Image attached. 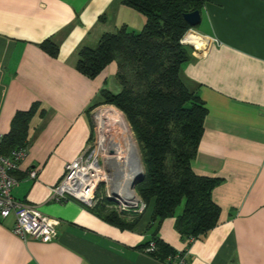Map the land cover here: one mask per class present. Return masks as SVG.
Listing matches in <instances>:
<instances>
[{
  "label": "crops",
  "instance_id": "obj_1",
  "mask_svg": "<svg viewBox=\"0 0 264 264\" xmlns=\"http://www.w3.org/2000/svg\"><path fill=\"white\" fill-rule=\"evenodd\" d=\"M199 16L188 31L202 43L186 45L180 77L206 110L190 169L219 179L210 193L219 214L191 242L173 218L160 223L157 237L185 264H264V0H205ZM143 23L120 0H0V135L36 104L11 196L58 221L56 237L41 243L14 236L12 215L0 220V264H169L138 247L150 237L146 211L133 213L141 218L131 230H119L73 199L50 198L64 165L92 141L99 91L119 89L114 63L94 79L78 74L77 50L120 27L136 33ZM47 38L57 44L55 58L38 47Z\"/></svg>",
  "mask_w": 264,
  "mask_h": 264
},
{
  "label": "trees",
  "instance_id": "obj_2",
  "mask_svg": "<svg viewBox=\"0 0 264 264\" xmlns=\"http://www.w3.org/2000/svg\"><path fill=\"white\" fill-rule=\"evenodd\" d=\"M204 2L120 0L143 17L140 31L120 27L114 33L101 34L94 47H81L76 53L74 69L86 79H94L109 64H115L119 89L116 93L101 89L99 105L112 106L123 115L138 146L143 178L134 191L145 206V229L150 231L149 240L138 247L144 249L152 243L154 249L148 256L159 262H167L166 258L176 253L182 255L158 239L163 220L173 218L174 230L191 242L212 229L219 214L210 197L219 179L195 175L190 169L206 110L180 77L181 66L190 58L189 48L180 43L190 29L183 14L199 12ZM38 47L55 58L57 44L51 38ZM35 108L32 104L13 116L2 137V156L24 149L27 124ZM101 200L87 209L119 230H131L141 218L131 211L130 218L124 212H106L103 203L109 201ZM178 207L181 210L176 213Z\"/></svg>",
  "mask_w": 264,
  "mask_h": 264
},
{
  "label": "built area",
  "instance_id": "obj_3",
  "mask_svg": "<svg viewBox=\"0 0 264 264\" xmlns=\"http://www.w3.org/2000/svg\"><path fill=\"white\" fill-rule=\"evenodd\" d=\"M183 37L180 43L189 45L183 42ZM1 142L2 136L0 135V145ZM24 155V149L11 151L7 156L0 154V220L12 215L13 223L10 232L22 242L35 240L41 243H48L56 237L58 221L41 214L32 205L14 200L11 196V190L17 184V180L12 173L18 169V165ZM63 170L61 181L50 189L51 200L62 203L67 199H73L87 208L95 206L99 199L98 189L102 185L108 186L109 181V170L105 166L103 156L96 152L95 127L90 145L82 154L65 164ZM36 173L37 171L32 169L26 175L33 180L36 177ZM131 192L134 195V191ZM109 193L111 192L107 191L106 196L101 197V199L108 197ZM134 197L135 200L129 203L130 206H123L125 208H120L121 211L119 210L118 213L127 212L125 214H128V211H131L132 213L140 214L145 206L135 195ZM153 249V244L149 243L143 249V252L149 255ZM166 261L170 262V264H185L184 256L179 253L167 257Z\"/></svg>",
  "mask_w": 264,
  "mask_h": 264
},
{
  "label": "bare ground",
  "instance_id": "obj_4",
  "mask_svg": "<svg viewBox=\"0 0 264 264\" xmlns=\"http://www.w3.org/2000/svg\"><path fill=\"white\" fill-rule=\"evenodd\" d=\"M183 42L198 49L202 43L201 39L189 31L184 35ZM94 120L96 152L103 156L105 166L110 171L108 173L109 191H112L121 201L128 199L129 203L133 202L135 197L128 189V185L141 173L142 168L128 125L123 116L115 111L95 113ZM115 170L121 171L118 182ZM122 194L124 195L121 196Z\"/></svg>",
  "mask_w": 264,
  "mask_h": 264
},
{
  "label": "rangeland",
  "instance_id": "obj_5",
  "mask_svg": "<svg viewBox=\"0 0 264 264\" xmlns=\"http://www.w3.org/2000/svg\"><path fill=\"white\" fill-rule=\"evenodd\" d=\"M116 81V80H115ZM117 84V83H116ZM118 86V85H117ZM109 109V110H108ZM105 111H115V112H117V113H120L119 111H117L115 108H113L112 106H107V105H101V106H99V107H97L96 109H94V111L92 112V117H91V119H92V122H93V128L95 127V120H94V115H95V113L96 114H98V113H102V112H105ZM121 114V113H120ZM122 115V114H121ZM123 116V115H122ZM123 119H124V121L126 122V120H125V118L123 117ZM127 123V122H126ZM128 125V124H127ZM128 129H129V131H130V133H131V136H132V138H133V135H132V132H131V130H130V128H129V126H128ZM133 141H134V143H135V146H136V152H137V155H138V158H139V160H140V153H139V150H138V146H137V144H136V142H135V140H134V138H133ZM90 145V144H89ZM140 165H141V161H140ZM141 168H142V165H141ZM118 169V168H117ZM118 170H120V169H118ZM116 171V181L118 182V181H120L119 180V178H118V176H119V174H120V172L119 171H117V170H115ZM142 172H143V169H142ZM116 187H118V186H116ZM118 189V188H117ZM109 192V188H108V186L106 185V187H105V185H102L99 189H98V196H99V199L97 200V202L98 201H100L101 200V197H104V196H106V192ZM111 193H113L112 191H110ZM111 193H109V197H111L112 198V200H111V202H107V203H103V207H105V211L106 212H109V211H113V212H115V213H117V214H119L118 213V211L120 210V208H125L126 206L125 205H122L121 204V200L115 195V196H112V195H110ZM114 194V193H113ZM124 194H122L121 196H123ZM134 195L136 196V198L138 199V200H140L139 199V197L136 195V193H135V191H134ZM120 196V195H119ZM102 201V200H101ZM123 201H127V200H123ZM129 204V203H128ZM123 206H125V207H123ZM128 206V205H127ZM131 209V208H130ZM181 210V207H178L177 209H176V213H178L179 211ZM121 211V210H120ZM129 212V211H128ZM125 213H127V212H125ZM121 214V213H120ZM126 214H124V216H125Z\"/></svg>",
  "mask_w": 264,
  "mask_h": 264
},
{
  "label": "water",
  "instance_id": "obj_6",
  "mask_svg": "<svg viewBox=\"0 0 264 264\" xmlns=\"http://www.w3.org/2000/svg\"><path fill=\"white\" fill-rule=\"evenodd\" d=\"M183 20L190 27V29L194 28V27H196L199 24V21H200L199 12L198 11H192V12H189V13H185V14H183ZM109 152L111 153V151H109ZM139 163H140V160H139ZM142 178H143V172L141 171V173L138 174L137 176H135L133 178V180L129 183L128 189L130 191H134L135 186L142 181ZM110 195L115 196V194H113V193H111ZM105 198L109 202H111V200H112V198L109 197V196L105 197ZM126 200H128V199H126ZM128 203H129L128 201H126V202L125 201H121V204L125 205V206L129 205Z\"/></svg>",
  "mask_w": 264,
  "mask_h": 264
}]
</instances>
